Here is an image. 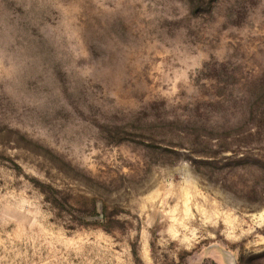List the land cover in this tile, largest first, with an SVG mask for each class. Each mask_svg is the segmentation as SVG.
<instances>
[{
  "label": "rangeland",
  "instance_id": "374dc122",
  "mask_svg": "<svg viewBox=\"0 0 264 264\" xmlns=\"http://www.w3.org/2000/svg\"><path fill=\"white\" fill-rule=\"evenodd\" d=\"M264 264V0H0V264Z\"/></svg>",
  "mask_w": 264,
  "mask_h": 264
},
{
  "label": "water",
  "instance_id": "95a60500",
  "mask_svg": "<svg viewBox=\"0 0 264 264\" xmlns=\"http://www.w3.org/2000/svg\"><path fill=\"white\" fill-rule=\"evenodd\" d=\"M225 261H226V264H229V263H230V261L227 260L226 258H225ZM233 262H234V263H232V264H235V263H236L235 259H233Z\"/></svg>",
  "mask_w": 264,
  "mask_h": 264
}]
</instances>
